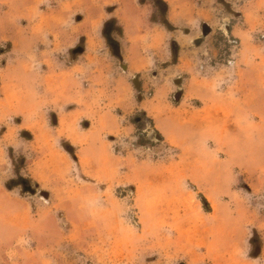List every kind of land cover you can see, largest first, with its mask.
<instances>
[{
  "label": "rangeland",
  "instance_id": "374dc122",
  "mask_svg": "<svg viewBox=\"0 0 264 264\" xmlns=\"http://www.w3.org/2000/svg\"><path fill=\"white\" fill-rule=\"evenodd\" d=\"M0 264H264V0H0Z\"/></svg>",
  "mask_w": 264,
  "mask_h": 264
}]
</instances>
